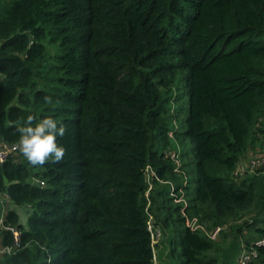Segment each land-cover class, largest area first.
I'll use <instances>...</instances> for the list:
<instances>
[{
	"label": "trees",
	"instance_id": "obj_1",
	"mask_svg": "<svg viewBox=\"0 0 264 264\" xmlns=\"http://www.w3.org/2000/svg\"><path fill=\"white\" fill-rule=\"evenodd\" d=\"M29 114L63 122L67 152L42 167L19 147L0 160V196L28 216L27 228L14 210L3 218L1 243L13 245L8 225L21 237L0 264H155L150 180L171 255L217 264L215 241L146 168L224 228L218 239L231 221L253 223L264 162L238 168L254 141L249 162L264 152V0H0V148L19 145ZM243 242L259 251L248 264H264V244Z\"/></svg>",
	"mask_w": 264,
	"mask_h": 264
},
{
	"label": "rangeland",
	"instance_id": "obj_2",
	"mask_svg": "<svg viewBox=\"0 0 264 264\" xmlns=\"http://www.w3.org/2000/svg\"><path fill=\"white\" fill-rule=\"evenodd\" d=\"M178 105L183 106V110L181 111L182 115H185L186 112V102H187V96L184 94L182 95L177 101ZM174 125V124H173ZM177 126V125H176ZM251 141V139H250ZM258 143V144H257ZM254 144H257L256 149L251 146L246 150L241 164L239 165L238 168V174L243 175L246 172V168L248 165V161L246 162V159L249 160L254 154L257 153L259 150L260 152L262 151L260 148V142L259 141H254ZM175 145L181 149V146L178 142L175 143ZM213 172L217 173V171L213 168ZM258 187V186H257ZM7 198L4 196H0V230L4 228V222L3 218H5L6 213L9 210H14L16 211L19 216H20V223L27 228L28 226V216L26 213V207L25 205H17L13 202H7ZM259 202V201H258ZM257 202V203H258ZM256 202L254 203V207L258 208L256 212L253 214V219H252V224H250L247 228L250 231V233L245 234L246 228L245 223L247 221L240 220L238 222L236 221H231L229 225V228H232V231L229 235V237L224 240L220 241H215L214 242V247L209 250L207 253L209 255H213L217 257V264H234V256L237 253V250L240 248L239 242H240V229H242L243 233L241 235L244 240L250 242L254 237H257L259 235V227H264V203H261L259 206L255 205ZM175 205V204H174ZM248 219V218H247ZM263 238V237H262ZM261 238V239H262ZM259 239V240H261ZM251 243V242H250ZM170 243L167 239V232L164 231V236L162 237L161 241L159 242L158 245L154 246V255H155V264H179L180 258L179 257H173L171 255V250H170ZM238 261V260H237Z\"/></svg>",
	"mask_w": 264,
	"mask_h": 264
},
{
	"label": "built area",
	"instance_id": "obj_3",
	"mask_svg": "<svg viewBox=\"0 0 264 264\" xmlns=\"http://www.w3.org/2000/svg\"><path fill=\"white\" fill-rule=\"evenodd\" d=\"M18 147H19V145L15 144L13 146H7L5 148H0V160L4 161L8 155V152L14 151ZM168 156L172 160H174V162L176 164L175 171L178 172L181 169L180 152L177 150H171L168 152ZM262 162H264V152L260 156L256 157L255 159H252L250 161V167H251V165L255 166V165L260 164ZM146 174H147L149 179L155 177L158 181H160L162 183H167L170 185L171 196L175 199L176 204L183 206L182 207V215L185 218V223L193 232L201 233V234L205 235L207 238H209L210 240L216 241L218 239L219 234L222 232V230L224 228L219 226L213 230H209L206 223L201 221L197 216H192L189 214V212L186 211V208L189 205L188 199L183 194L179 195L172 183L158 178L151 166H148L146 168ZM184 183L186 184V181H184ZM151 188H152V181L150 180V188L146 192V196L148 198L147 209H148V213H149L148 230L151 234L152 245L154 247V246L159 244L162 237L164 236V228L161 225L156 224L153 215L149 211V206L151 203V201L149 199V193H150ZM5 228L10 230V232L12 233L14 242H13V245H4L1 243V240H0V257L5 256V255H10V254L14 253L15 251L19 250V248H20V237H21L20 230L15 225H8ZM263 244H264V236L261 240H258L255 243V246L256 245H263ZM258 254H259V251L256 247H251V248L243 247V251L241 253L240 258L238 259L237 264H248L252 260L257 258Z\"/></svg>",
	"mask_w": 264,
	"mask_h": 264
},
{
	"label": "clouds",
	"instance_id": "obj_4",
	"mask_svg": "<svg viewBox=\"0 0 264 264\" xmlns=\"http://www.w3.org/2000/svg\"><path fill=\"white\" fill-rule=\"evenodd\" d=\"M45 102L51 104V97L45 96ZM36 117L29 114L23 126L17 127L19 149L33 166H44L46 163H60L66 156L67 149L58 143L67 128L52 117H44L36 122ZM35 122V123H34Z\"/></svg>",
	"mask_w": 264,
	"mask_h": 264
},
{
	"label": "crops",
	"instance_id": "obj_5",
	"mask_svg": "<svg viewBox=\"0 0 264 264\" xmlns=\"http://www.w3.org/2000/svg\"><path fill=\"white\" fill-rule=\"evenodd\" d=\"M257 152H259V150L257 151ZM250 160V159H249ZM249 160H247L246 159V162H245V164L247 163V161H248V165H247V168L245 169V170H247V169H249V166H250V162H249ZM240 164H241V162H240ZM163 185H167V184H163ZM242 228H246V232H245V234H248V233H250V231L248 230V228L247 227H242ZM232 229H233V227L232 228H227L221 235H220V237H219V239L218 240H216V241H222V240H224L226 237L228 238L229 237V235H230V233H231V231H232ZM242 233H243V231H242ZM242 233H241V235H242ZM241 235H240V242H239V245H240V248L237 250V253L235 254V256H234V258H235V260H234V264H237L238 263V259L240 258V256H241V253H242V251H243V247H244V242L243 241H245L244 240V238H242L241 237ZM226 238V239H227ZM262 238V235H261V233L259 232V235L257 236V237H254L250 242V244H252V246L253 245H255V243H256V241L257 240H259V239H261ZM167 239H168V241H169V235H168V233H167ZM156 257H154V259H155Z\"/></svg>",
	"mask_w": 264,
	"mask_h": 264
}]
</instances>
